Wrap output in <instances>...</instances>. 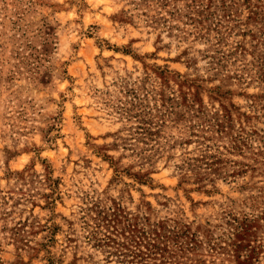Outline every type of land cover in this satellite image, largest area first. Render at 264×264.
Instances as JSON below:
<instances>
[{
  "label": "rangeland",
  "instance_id": "rangeland-1",
  "mask_svg": "<svg viewBox=\"0 0 264 264\" xmlns=\"http://www.w3.org/2000/svg\"><path fill=\"white\" fill-rule=\"evenodd\" d=\"M0 264H264V0H0Z\"/></svg>",
  "mask_w": 264,
  "mask_h": 264
}]
</instances>
